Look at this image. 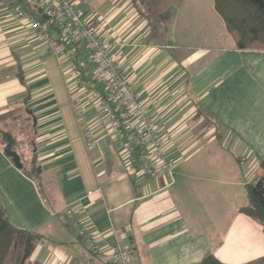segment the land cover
Masks as SVG:
<instances>
[{
	"label": "crops",
	"instance_id": "0c3cea01",
	"mask_svg": "<svg viewBox=\"0 0 264 264\" xmlns=\"http://www.w3.org/2000/svg\"><path fill=\"white\" fill-rule=\"evenodd\" d=\"M16 4L32 6L0 0V116L30 119L27 158L35 150L40 173L17 168L0 141V209L16 227L41 235L31 259L120 264L112 254L118 241L130 249L126 264H197L208 254L240 264L263 256L262 226L240 209L264 157V51L236 48L213 0H160L162 20L131 0L83 2L175 162L155 177L131 175L107 117L87 96L93 84L86 85L83 59L84 83L69 76L75 90L67 91L57 30L41 36L17 16ZM70 95L83 99L93 147ZM201 112L212 123L209 134L195 124ZM67 208L89 227L100 256L72 229Z\"/></svg>",
	"mask_w": 264,
	"mask_h": 264
},
{
	"label": "built area",
	"instance_id": "2783aa9c",
	"mask_svg": "<svg viewBox=\"0 0 264 264\" xmlns=\"http://www.w3.org/2000/svg\"><path fill=\"white\" fill-rule=\"evenodd\" d=\"M25 1L26 6L32 5L29 9L40 8V18L20 4H16L13 9L32 29L48 37L50 23L56 27L62 44L56 50L59 67L67 63V70L71 71L79 85L84 83L80 58L90 67L92 82L98 87V90H91V97L98 101L99 109L108 119L110 135L119 143L128 173L151 178L171 170L175 162L169 157L163 136L150 120L148 108L119 66L110 44L99 34L95 14H89L83 8V2L88 0ZM71 106L83 139L89 147H93L95 141L84 115L83 99L73 96ZM65 214L88 251L94 257L100 256L89 227L76 217L72 209L67 208ZM112 254L120 264H126L130 259V249L121 241L112 249Z\"/></svg>",
	"mask_w": 264,
	"mask_h": 264
},
{
	"label": "trees",
	"instance_id": "16d2710c",
	"mask_svg": "<svg viewBox=\"0 0 264 264\" xmlns=\"http://www.w3.org/2000/svg\"><path fill=\"white\" fill-rule=\"evenodd\" d=\"M150 1L151 4H155L160 0ZM131 2L133 5H137V0H131ZM213 3L236 48L264 51V0H213ZM28 10L36 18H40L38 8L34 7ZM50 27L56 30L53 23H50ZM74 47L77 48V45ZM23 119L25 120V125L29 123L31 127L29 131L32 135L30 119L27 117H23ZM4 134L8 133L4 131ZM8 137L12 139L11 149L20 155L23 171L28 175L34 174L29 168L31 160L27 158L28 153L31 152V148L29 146L23 147L19 152L15 149V139L11 135ZM21 143L25 146L24 141H21ZM245 190L247 204L242 206L240 210L258 222L262 226L264 233V157L259 163L255 180L245 184ZM40 239L41 235L37 232L13 225L7 218L4 210L0 209V264H26L37 241ZM31 264L45 263L32 260ZM197 264L226 263L221 262L214 255L208 254ZM240 264H264V255Z\"/></svg>",
	"mask_w": 264,
	"mask_h": 264
},
{
	"label": "rangeland",
	"instance_id": "374dc122",
	"mask_svg": "<svg viewBox=\"0 0 264 264\" xmlns=\"http://www.w3.org/2000/svg\"><path fill=\"white\" fill-rule=\"evenodd\" d=\"M88 1H91V0H88ZM93 1H95V0H93ZM103 1L105 3L107 2V0H103ZM112 4L114 6L115 3L112 2ZM145 5H147L148 7L146 8ZM136 6L137 7L139 6V8L141 9V12H146L149 17H153V18H156L158 20L163 19L162 15L157 14V12H160V9L158 8V6L151 4L150 0H137ZM67 68H68L67 63H63L61 65V68H60V70L62 71L63 76H64L63 79H65L64 87L67 91L68 90H75V88H74L75 86L72 84L73 81L70 80V77L72 76V75H70L71 71L67 70ZM85 68H86V70H90L88 65H86ZM89 79H91V76ZM86 83H87L86 84L87 86H89L90 83H91V85L93 84V86H91L93 88L87 87L88 88L87 89L88 90L87 96H89V98H91V90L92 89L98 90V87L94 82H92V79L86 81ZM71 97L72 96L70 95V98ZM198 115H199V117L195 121V124H197L196 126L199 128L198 132H201V134L211 133V131L213 130V128H212L213 126H212V123L208 120V117L205 116L202 112L200 114H197V116ZM22 116H23V114L20 112H10L8 114L0 116V139H1V143L3 144V146H5L7 141H8L7 137L9 135H11L13 137V139H15V142H16L15 143V149L19 152L23 149V147L25 148V147L29 146L31 149L33 147V136L30 134V131H29V128H31V127H30L29 123H27L25 125V120L23 119ZM4 131L7 132L9 135L8 134L5 135ZM21 141H24L25 146H24V144L21 143ZM42 190L45 193V195L47 196L46 191H45V187ZM38 242H39V240L37 241V243ZM31 262H32V259L30 256V258L27 260L26 264H31Z\"/></svg>",
	"mask_w": 264,
	"mask_h": 264
},
{
	"label": "water",
	"instance_id": "95a60500",
	"mask_svg": "<svg viewBox=\"0 0 264 264\" xmlns=\"http://www.w3.org/2000/svg\"><path fill=\"white\" fill-rule=\"evenodd\" d=\"M39 12H41V10H39ZM44 18H46L44 15H43ZM8 141L4 147V152L7 156L11 157L12 161L14 162L15 166L17 168H22V163L20 161V155L15 151V150H12L11 149V144H12V139L7 137ZM36 160H37V157H36V154H35V150L32 152V158H31V172L32 173H40V167L38 165H36Z\"/></svg>",
	"mask_w": 264,
	"mask_h": 264
}]
</instances>
